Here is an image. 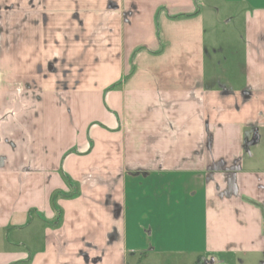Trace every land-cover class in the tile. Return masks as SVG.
Wrapping results in <instances>:
<instances>
[{"label":"crops","instance_id":"crops-1","mask_svg":"<svg viewBox=\"0 0 264 264\" xmlns=\"http://www.w3.org/2000/svg\"><path fill=\"white\" fill-rule=\"evenodd\" d=\"M242 2L241 84L205 74L196 0H47L2 16L0 227L14 226V242L0 264H85L83 252L145 264L170 240L131 245L130 202L163 192V208L185 202L187 221L198 217L200 264H264V167L246 166L250 149H264V0ZM62 172L81 196L60 200L51 228L37 215L55 218L52 194L71 190Z\"/></svg>","mask_w":264,"mask_h":264},{"label":"rangeland","instance_id":"rangeland-1","mask_svg":"<svg viewBox=\"0 0 264 264\" xmlns=\"http://www.w3.org/2000/svg\"><path fill=\"white\" fill-rule=\"evenodd\" d=\"M196 4L197 9L194 13L201 14L204 17L205 33L203 35V43L207 52L205 74H218L220 77L230 79L235 84L243 83L246 80L244 69L247 66L246 27L247 13L249 11L248 2H242V0H196ZM25 5V2L22 3V9H25ZM180 17L185 16L177 15L172 19ZM1 28L4 27L2 26ZM25 127L28 128L26 125ZM25 134L23 135L25 136ZM262 150L264 151L263 148L258 149V147L250 149L247 167H264V153ZM135 192L138 195L143 193L142 189L138 190L137 188H135ZM166 194L168 192L147 196L145 199H140L139 202H130L131 206L138 207L136 213H132L127 217L132 236L131 245L137 247L140 240L148 239L149 237L151 240L154 237L158 239V234L162 233L161 235L164 236L161 238L162 240H170L164 244L165 249H167L166 252L150 254L145 264H200L196 252L203 249V243L202 232L197 225L198 217L195 218V221H192V224L187 221V218L181 214H188L185 202L183 204L178 203L176 206V202L173 200L170 207L163 208V203L166 200L164 195ZM180 209L183 212H179ZM151 212H157L156 219H158L159 224L156 232L152 231L150 234L149 230L153 226V220L150 219L152 217ZM172 213L174 214L169 216ZM13 227L11 224L0 227V239H2L0 247L4 248L8 242H14ZM28 230L30 232L29 236L33 237L35 247L40 249L45 240L43 224L35 220ZM206 255H208L207 252H204V258H207ZM237 260L235 264H241ZM244 264L256 263H248L246 261Z\"/></svg>","mask_w":264,"mask_h":264},{"label":"flooded vegetation","instance_id":"flooded-vegetation-1","mask_svg":"<svg viewBox=\"0 0 264 264\" xmlns=\"http://www.w3.org/2000/svg\"><path fill=\"white\" fill-rule=\"evenodd\" d=\"M46 1L47 0H2L0 2V20L2 19V16H5V15L8 16L11 11H13V10L17 11L18 8H21L22 3H24V2H26L27 5H29L32 9H34L37 6H45ZM74 15H76V17H78L77 13L74 14ZM3 30L4 29L1 28L0 32H2ZM76 38H77V35H76ZM70 65H71V67H69V69L68 68H66L65 70L63 69L64 72H62L63 73L62 77L67 78V76L69 74H71V72H70L71 68H73V66H76L77 63L75 65V62H73V63H70ZM50 67H51L52 71L55 72L56 68L53 66V64H51ZM243 92L247 93V94L249 93V91L245 90V89H244ZM258 131L259 130H254V134H253V139L254 140L253 141H256L259 138V136H260ZM61 199H63V198L56 197V198L52 199V196L50 198L51 206L53 207V209L56 212L55 218L50 220L48 218H45V217H47L46 214H45L46 216H44V214L43 215L42 214H38L37 215L39 218H41L43 221H45L47 223L48 227L50 226L51 228H56V227H60V225H61L60 224V219H61V215H62L61 211H63V208H62V206L60 204V200ZM114 236L118 237V233L115 232ZM88 247L91 248V249H95V247L92 244H88ZM83 255H84L85 264H101L103 262L102 255L101 256L90 257L88 252H83ZM29 260H31V259L29 258ZM126 264H133V263L127 262Z\"/></svg>","mask_w":264,"mask_h":264},{"label":"trees","instance_id":"trees-1","mask_svg":"<svg viewBox=\"0 0 264 264\" xmlns=\"http://www.w3.org/2000/svg\"><path fill=\"white\" fill-rule=\"evenodd\" d=\"M113 86H111V88H113ZM63 176L67 179V181L69 182V186L70 189L69 191H63V190H57L52 194V199L56 198V197H61V198H74V197H79L81 196V191H80V185L77 183H73L71 180V177L67 174L62 172ZM73 188V190H72ZM62 215H61V219H60V224L63 222V213L64 211H61ZM59 224V225H60Z\"/></svg>","mask_w":264,"mask_h":264}]
</instances>
